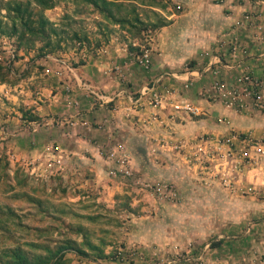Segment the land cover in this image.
I'll return each instance as SVG.
<instances>
[{
  "label": "crops",
  "instance_id": "0c3cea01",
  "mask_svg": "<svg viewBox=\"0 0 264 264\" xmlns=\"http://www.w3.org/2000/svg\"><path fill=\"white\" fill-rule=\"evenodd\" d=\"M166 1L179 11L159 10L168 24L150 42L148 69L132 66L118 37L85 52V62L67 63L68 68L46 57L35 60L40 70L23 63L25 78L12 87L17 94L11 98L39 120L35 130L26 131L36 135L31 143L24 139V146L11 147L23 152L56 146L65 163L62 177L101 186V195L120 190L122 175L121 180L110 176L126 159L148 177L204 185L206 191L220 188L230 209V188L264 191V0ZM170 73L182 74V81ZM244 75L259 83L262 109L241 94L238 79ZM187 76L189 84L183 81ZM146 87L160 94L159 107L150 106L151 94H141ZM235 92L240 95L230 105ZM185 104L201 114L187 113ZM244 198L253 205L247 215L259 222L246 228V220L231 221L213 231L217 243L238 229L241 242L254 229L264 243V197Z\"/></svg>",
  "mask_w": 264,
  "mask_h": 264
},
{
  "label": "rangeland",
  "instance_id": "374dc122",
  "mask_svg": "<svg viewBox=\"0 0 264 264\" xmlns=\"http://www.w3.org/2000/svg\"><path fill=\"white\" fill-rule=\"evenodd\" d=\"M12 1L25 0H0V28L6 32L12 24L6 5ZM32 6L38 10L33 1ZM150 7L156 8L153 11ZM168 7L172 10L169 13L179 11L178 5L166 0H159L155 6L148 0L122 2L119 9H114L115 17L132 21L138 15L147 25L146 29L138 26L140 32L136 34L130 25L110 22L79 0H58L53 9L43 12L57 31L50 36L49 47L28 36L20 39L19 33L0 35L1 45L25 49L11 68H6V56L0 54V254L20 248L33 259L46 257L50 250L62 257L58 264H264V243L257 241L254 229L245 235L248 239L244 242L240 241L243 233L239 229L229 233L228 238L219 240L223 242L217 249L218 235L213 232L239 219L247 221L246 228L258 223L247 215L253 205L244 196L263 198L264 191L230 188L234 196L229 209L228 195L220 188L206 191L204 185L148 177L128 163L130 177L124 178L120 170L110 176L120 179L122 175L120 190L101 195V186L70 183L62 177L65 163L56 164L60 160L56 146L23 152L11 147L13 143L24 146V139L31 143L35 133L26 135V131L36 129V121H28L35 116L31 108L11 98V94H17L12 87L25 78L23 63L30 61L40 70L35 60L52 55L78 65L85 62V52L107 46L117 37L128 46L133 63L132 56L140 48L132 47L131 42L138 39L141 46L146 45L145 33L153 39L159 28L151 25L166 20L159 10ZM147 46L150 49V44ZM132 66L137 67L134 63ZM85 240L102 249L105 257L89 254L83 245ZM68 243L88 256L65 248Z\"/></svg>",
  "mask_w": 264,
  "mask_h": 264
},
{
  "label": "trees",
  "instance_id": "16d2710c",
  "mask_svg": "<svg viewBox=\"0 0 264 264\" xmlns=\"http://www.w3.org/2000/svg\"><path fill=\"white\" fill-rule=\"evenodd\" d=\"M32 1L37 6L38 10L35 11L32 6ZM25 0V1H12L6 5V10L9 15H11V28L8 32L0 28V35H15L20 34V39L24 36L32 38L33 41L44 42V46H50V36L56 35L57 31L54 26L44 17L43 12L45 10L53 9L58 0ZM82 3L90 5L99 15L104 19L113 22L117 25L125 26L130 25L134 29L135 33L138 34L140 29L138 26L144 27L146 29L147 25L139 18L138 15H134L132 21L125 17H115L114 9H119L122 2H130L132 0H79ZM151 6L159 4V0H148ZM168 24V21H157L152 24L153 29L164 27ZM19 26V28H18ZM77 36V35H76ZM43 46V47H44ZM42 47V48H43ZM39 49L40 52L43 49ZM16 53V60L20 59V51L25 52V49L16 45L14 47ZM39 52V54H40ZM42 56V55H40ZM6 68L8 66L6 65ZM10 68V67H9ZM26 119V118H25ZM39 120L36 116H30L28 121ZM73 243H68L65 248H71L76 250L80 255L88 256V253L82 249L73 247ZM217 243L215 246H218ZM83 245L89 249V254L95 255L97 258H104V252L98 246L93 245L89 241L85 240ZM47 256L42 258L41 256L34 257L30 259L24 251L20 248L12 249L10 251H5L0 254V261L4 264H58L62 259L61 256L57 257L56 254H52L50 250H47ZM56 256V257H55ZM57 258V259H56Z\"/></svg>",
  "mask_w": 264,
  "mask_h": 264
},
{
  "label": "built area",
  "instance_id": "2783aa9c",
  "mask_svg": "<svg viewBox=\"0 0 264 264\" xmlns=\"http://www.w3.org/2000/svg\"><path fill=\"white\" fill-rule=\"evenodd\" d=\"M144 40L146 41V45H143L141 46L140 45V41L138 39H135L131 42V45L132 47H135V48H140V51L139 53H135L133 54L132 58H133V61L135 64L139 65L140 67L144 68V69H148L150 67V49L147 45L150 44L151 42V37L149 35V33H145L144 35ZM125 49H128V46L125 44ZM0 54L2 55H5L6 58H5V63L8 67H12L13 64H15V62H17L16 60V53H15V49L12 48L11 46H5V45H1V42H0ZM19 54H22V51H20ZM52 55H49V56H46L47 59H51L53 60L54 62H56L57 64H60L62 66H65L66 68H68V65H67V62L65 61H62L59 57H53ZM227 67H229L227 65ZM187 73L188 76L192 75L193 71H190L189 69H187L185 71ZM182 74H178V73H170L169 76L175 80H179V81H182V79L180 78ZM184 76V75H183ZM186 77L185 79H183V81L185 83H188L190 82V79L189 77ZM186 84V85H188ZM238 84H239V87L241 88V94L244 95L245 97H250L252 98L253 100H255V107L259 108V109H262L263 108V105L261 104V102H259L257 99H258V85L259 83L257 81H255L254 79L251 78V76L249 75H244L242 76L241 78L238 79ZM219 85H216V88L219 89L220 87H218ZM143 96L144 95H150V98H149V103H150V106L153 107V108H157L160 106V101H161V96L159 93H157L155 91L154 88H151V87H146V89H144L141 93ZM237 95H240L238 93H234V95L232 96L229 104L232 105L234 101H236L237 99ZM224 98L226 97L225 95H222ZM241 101V100H240ZM183 110L186 111L187 113H190V114H193V115H196V116H199L201 114V110L197 107H194L192 105H189V104H185L183 106ZM240 136H233V139L235 140H238ZM48 149H50V147H48ZM184 159L189 162L190 159L188 156H185ZM193 159L195 160V162L199 161L197 159V157H193ZM56 164H60V160H57L55 161ZM122 165H124L123 169L120 170V173L123 175V177H130L132 175V173L128 170V167H127V160L126 159H122V162H121ZM53 164H50V168H52ZM224 184V183H223ZM225 185V184H224ZM225 186H228V184H226ZM118 256H119V259L120 260H123L124 257L118 253ZM170 264V263H169Z\"/></svg>",
  "mask_w": 264,
  "mask_h": 264
}]
</instances>
